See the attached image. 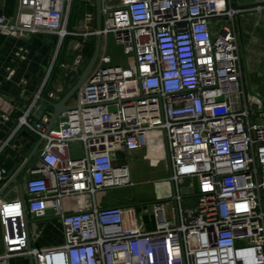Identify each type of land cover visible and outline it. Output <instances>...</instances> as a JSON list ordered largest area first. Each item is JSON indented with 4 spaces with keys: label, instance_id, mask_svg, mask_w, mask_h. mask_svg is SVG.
Listing matches in <instances>:
<instances>
[{
    "label": "built area",
    "instance_id": "obj_1",
    "mask_svg": "<svg viewBox=\"0 0 264 264\" xmlns=\"http://www.w3.org/2000/svg\"><path fill=\"white\" fill-rule=\"evenodd\" d=\"M72 2L19 0L14 18L0 15L2 31L49 32L61 43L82 36L75 69L85 61L86 39L102 36L93 69L57 124L48 131L49 114L30 119L40 94L19 117V126L43 138L41 167L27 178L25 206L0 202V264L25 255L35 264H264V103L258 98L262 107L251 109L246 97L235 28L240 9L229 0H104L102 28L90 27L96 14L87 11L79 32L68 28ZM110 34L127 64L109 53ZM257 113L261 122H252ZM151 130L165 135L172 218L156 201L155 228L129 232L123 206L64 211L67 195L134 185L113 152L147 146ZM73 141L83 143L82 157L70 156ZM6 176L0 168V179ZM187 178L198 181L194 207L182 204ZM49 208L61 218L64 243L29 247L25 209L41 217Z\"/></svg>",
    "mask_w": 264,
    "mask_h": 264
},
{
    "label": "crops",
    "instance_id": "obj_2",
    "mask_svg": "<svg viewBox=\"0 0 264 264\" xmlns=\"http://www.w3.org/2000/svg\"><path fill=\"white\" fill-rule=\"evenodd\" d=\"M73 2L92 5L95 0ZM229 3L240 9L235 18V28L244 70L243 84L250 108L258 109L262 105L257 99L264 103V0H229ZM18 5L19 0H0V15L14 18ZM82 23L77 25L82 28L81 31L76 26L74 30L84 32L86 29ZM78 40V37L70 36L63 46L59 37L53 33L31 34L0 30V168H6L7 174L15 163L19 166L24 163L40 140L35 132L19 126V117L33 103L36 94L41 97L33 107L30 119L36 120L45 114L52 118L53 103L59 102L78 80L82 71L77 73L78 68L73 67V62H68L73 52L76 56L74 45ZM22 47L27 51L24 58H19L17 52ZM11 70L13 72L10 73ZM72 70L76 71V75L73 74L66 80L67 74ZM50 92H55L56 97H50ZM58 122L57 119L55 124ZM42 145L43 142L18 177L23 185L22 189L17 184H12L0 196V202L28 199L26 181L32 175V169L41 167L39 153ZM84 153L82 142L70 143L71 157H82ZM113 158L117 165L129 166L134 185L104 188L94 194L83 192L67 195L62 201L64 211H90L94 208L119 205L126 208L127 231L154 229L152 206L143 208L136 202L147 200L149 204H153L154 201L167 200L173 194V183L168 180L171 167L164 132L151 130L148 133L147 146L114 151ZM181 191L184 196L182 204L185 207L196 206L197 179H185ZM27 217L30 220L32 246L48 248L64 243L63 224L53 208H49L41 217L28 211ZM3 249V227L0 221V253ZM10 264H30L29 256L13 257Z\"/></svg>",
    "mask_w": 264,
    "mask_h": 264
},
{
    "label": "water",
    "instance_id": "obj_3",
    "mask_svg": "<svg viewBox=\"0 0 264 264\" xmlns=\"http://www.w3.org/2000/svg\"><path fill=\"white\" fill-rule=\"evenodd\" d=\"M103 1L104 0H95V4H96V28L98 30H100L102 28V23H103ZM18 8V6H17ZM17 13V11H16ZM101 44H102V36L101 34H97L96 35V45H95V49L94 52L89 60V62L86 64V66L83 68L78 80L76 81V83L70 88V90L63 96V98L59 101V102H55L53 103V107H54V113L48 128V131L53 127V125L55 124L57 118L59 117V115L69 109L71 106H69L67 104L68 100L76 93V91L78 90V88L82 85V83L86 80V78L88 77V75L90 74L91 70L93 69L99 53H100V49H101ZM75 70L70 71L67 76H66V80H69V77L73 74H75ZM43 142V138H40L38 145L33 149V151L30 153L29 157L24 161V163L19 166L18 163L14 164V167L12 168V170L7 174L6 177L1 178L0 179V196L6 192L10 186L12 184H17L18 187L20 189H22V183L18 180L19 175L25 170V168L27 167L29 161L31 160V158L34 156V154L37 152L40 144ZM3 182L4 185H1ZM171 199V198H169ZM22 201L24 203L25 206V200L24 198H22ZM159 201V200H158ZM155 202V201H154ZM25 221H26V229L28 232V238H29V247H31V237H32V233H31V229H30V220L27 217V211L25 209ZM29 260H30V264H35V260L33 258V256H29Z\"/></svg>",
    "mask_w": 264,
    "mask_h": 264
},
{
    "label": "rangeland",
    "instance_id": "obj_4",
    "mask_svg": "<svg viewBox=\"0 0 264 264\" xmlns=\"http://www.w3.org/2000/svg\"><path fill=\"white\" fill-rule=\"evenodd\" d=\"M83 14L84 12L82 13H79V16L76 18L75 20V26H76V29L81 31L82 28H79V23L83 22L84 19H83ZM78 25V26H77ZM90 27L92 28L93 25L91 24ZM75 28V27H74ZM84 29V28H83ZM85 30V29H84ZM108 49H109V53L114 57V60L118 63H123V64H127V57L126 55L123 53L122 51V47L120 45H118L115 41V38H114V35L113 34H110L109 35V41H108ZM75 55V52H73L71 54V57L69 58L68 62L72 63L73 62V57ZM87 64V61H84L79 67H78V72L79 71H82L83 68L86 66ZM76 75V74H75ZM76 102V94H74L68 104H71L73 105L74 103ZM262 118L260 117V114L257 113V114H252L251 115V121L252 122H261ZM140 203V207H143V208H148V207H151L153 204H149L150 202H148L147 200H143L142 202H136V204H139ZM161 203H164L165 204V212H166V216L168 218H172L173 217V213H172V207L174 206V200H171L169 203H167L166 200H161ZM239 245H242L244 243L242 242H238Z\"/></svg>",
    "mask_w": 264,
    "mask_h": 264
},
{
    "label": "trees",
    "instance_id": "obj_5",
    "mask_svg": "<svg viewBox=\"0 0 264 264\" xmlns=\"http://www.w3.org/2000/svg\"><path fill=\"white\" fill-rule=\"evenodd\" d=\"M86 11H91L94 12L96 14V4H86V3H72L71 5V9H70V14H69V18H68V28L69 30H74V26H75V20L76 18L79 16V13L82 12H86ZM94 27H96V19L94 21L93 24ZM70 36L66 37L65 40L63 41L62 45L64 46L66 41L68 40ZM79 38V40H82L83 37L82 36H77ZM95 45H96V35H90L85 43H84V47H83V53L85 55V61H87V63L89 62L94 49H95ZM75 56V55H74Z\"/></svg>",
    "mask_w": 264,
    "mask_h": 264
}]
</instances>
